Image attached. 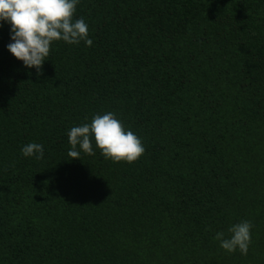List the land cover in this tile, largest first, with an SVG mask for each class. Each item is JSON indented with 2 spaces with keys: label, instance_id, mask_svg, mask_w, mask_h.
Listing matches in <instances>:
<instances>
[{
  "label": "trees",
  "instance_id": "obj_1",
  "mask_svg": "<svg viewBox=\"0 0 264 264\" xmlns=\"http://www.w3.org/2000/svg\"><path fill=\"white\" fill-rule=\"evenodd\" d=\"M0 264H264V0H0Z\"/></svg>",
  "mask_w": 264,
  "mask_h": 264
}]
</instances>
